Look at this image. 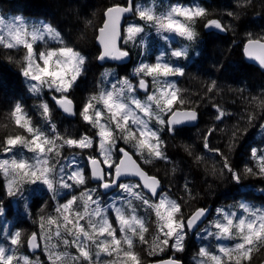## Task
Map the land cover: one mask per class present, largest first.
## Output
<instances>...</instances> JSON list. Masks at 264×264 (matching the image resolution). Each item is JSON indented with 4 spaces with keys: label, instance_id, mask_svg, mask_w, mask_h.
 Here are the masks:
<instances>
[{
    "label": "snow or ice",
    "instance_id": "6c2138e0",
    "mask_svg": "<svg viewBox=\"0 0 264 264\" xmlns=\"http://www.w3.org/2000/svg\"><path fill=\"white\" fill-rule=\"evenodd\" d=\"M128 13L138 16L142 23L130 24L124 30L127 33L125 42L133 41L145 31V27H154L158 33H175L188 41L197 37L194 25L200 21H204V27L208 29L228 30L221 20L209 18L208 9L199 5L187 7L177 4L167 12L157 14L151 7L125 0L123 5L116 3L106 9L107 21L100 29L104 51L98 59L121 60L129 56L128 51L116 46L120 36L119 22ZM227 15L238 18L233 12ZM163 38L168 39L167 36ZM49 40L61 46L49 48ZM38 44L43 45V50L37 47ZM0 47L9 50L23 48V60L26 62L23 75L35 82L31 84L30 91L39 94L46 87L53 93L52 101L63 113L78 115L86 125V130L78 136L61 134L52 121V108L47 101L39 105L40 114L48 124L47 131L38 127L19 103L8 114L18 131L0 139V153H13L23 147L33 153L34 163L12 155L11 158L0 159V172L27 178L33 184L40 182L54 193L58 188L64 189L70 195L63 203H58L55 217H40L41 231L33 233L27 240L20 231L6 234L9 247L0 245V264H32L27 255L17 253L25 245L33 251L41 248L39 241L51 238L52 225H56V237L63 233L72 237L63 239L64 245L76 249L77 254L70 257L72 264H98L101 254L116 257L109 264H142L141 257L134 250L135 243L136 239L140 243H148L145 234L149 227L145 218L137 214L134 200L156 218L161 238L151 252H163L166 247L183 252L187 231L197 227L206 217L207 210L197 209L185 218L182 204L163 192L161 180L145 171L133 156L142 159L144 164H151L154 160L168 161L162 133L177 135L182 131V125L197 121L198 112L185 107L188 101L171 79L183 76L184 69L167 62L164 55L157 56L155 63L142 62L134 69V75L139 78L135 84L128 78L117 80L110 89L89 95L77 108L70 96L83 74L86 59L68 46L55 27L44 23L29 26L19 16L12 20L0 18ZM244 51L264 68V37L250 38ZM187 55L186 49L171 52V56L176 58ZM216 88V82L211 81L207 91L211 93ZM141 91L145 94L143 100L137 95ZM261 106L264 107V99ZM214 107L216 120H222L225 111L218 105ZM150 121L155 126H150ZM215 131V128L207 131L203 147L223 156L219 149L211 147L210 137ZM118 141L131 144L136 152L130 153L120 147ZM65 149L72 151L70 158L64 155ZM185 151L191 155L188 146H185ZM78 155L86 160V166L81 165ZM251 157L257 162L256 167H246L245 171L264 177V149H252ZM223 168L233 172L226 157ZM126 176L138 177L139 180L137 183L122 182L121 178ZM233 178L238 181L239 175L233 172ZM90 180L98 181V188L118 189L126 196L114 197L111 203H104L98 197V188L88 187ZM14 182L9 181V195H15L11 190ZM184 187L186 192H190L187 184ZM77 190L79 195L75 194ZM239 207L240 213L217 209L220 218L212 224L215 231L205 230L209 237L238 242L234 247L219 246L217 252L201 248L199 256L203 259L197 264H225V258L230 264H251L253 253L264 248V210L253 209L247 204ZM55 247L47 243L43 245L50 264H59L69 256L68 252L54 251ZM162 264L181 262L172 257Z\"/></svg>",
    "mask_w": 264,
    "mask_h": 264
},
{
    "label": "trees",
    "instance_id": "16d2710c",
    "mask_svg": "<svg viewBox=\"0 0 264 264\" xmlns=\"http://www.w3.org/2000/svg\"><path fill=\"white\" fill-rule=\"evenodd\" d=\"M10 2L14 8H23L26 12L50 20L63 34L68 46L86 55L87 78L96 80L99 69L96 26L101 23L107 4L125 2L122 0H10ZM216 2V5L208 9L210 16H221L229 32L227 35H212L208 38L206 49L203 50L204 57L200 61L195 60L180 80L181 94L188 101L185 106L189 104L200 112V123L196 127L182 129L177 135L166 137L170 141L167 150L171 161L165 165H157L154 169L155 174L164 177L165 185L170 186L171 190L174 189L171 193L183 201L187 212L195 206L204 207L206 204H215L235 197V187L238 190L243 184L254 186V189L243 191V196L253 197L254 201L262 197L264 190V177L251 175L245 171L246 167H256L257 162L252 159L251 150L264 149V107L261 106V100L264 99V71L250 64L243 54L247 40L264 37V0L246 2L216 0ZM0 7L3 8L1 1ZM228 12H233L238 18L229 17ZM234 40L237 49L233 47ZM172 51H169V56ZM155 52L156 50H153L152 55ZM23 56V48L9 50L0 47V139L18 131L8 116L15 104L19 103L24 109L25 107L31 109L29 91L25 86L22 71L26 63ZM171 59L173 63L184 62L172 56ZM128 72L129 70L125 76H129ZM84 80L81 78L77 83L80 84L77 90L71 93L78 101L79 107L86 100ZM211 81L216 82L217 88L210 93L207 87ZM96 84L97 82L95 86ZM221 100L226 115L218 121L215 118L217 112L211 114V108L216 109L214 106ZM54 113L55 110H52V114ZM54 119L58 126L61 125L64 134L70 131L69 122L57 117ZM83 125L84 123L79 121V126ZM211 128L216 129L214 135L210 137L211 147L219 149L223 156L203 147L204 136ZM185 146L189 147L191 155L185 151ZM197 157L201 159L198 160ZM225 157L233 172L240 175L241 184L238 186L234 185L231 172L223 168ZM173 168L176 170L173 171ZM185 184L189 186L190 192L185 191ZM5 188L4 176L0 172V199L5 204H10ZM25 189L26 192L33 191L29 186ZM228 190H232L233 193L230 194ZM41 199L44 198L31 201L30 215L33 222L26 223L29 228H24L25 232L30 229L38 230L41 216H52L50 213L44 215L39 209L41 204H49L47 201L42 203ZM147 236L148 243H142V248L135 250L141 257L142 264L160 257V251L151 252V241L154 237L151 233ZM177 254L178 257L182 256L184 264H197L192 261V257L198 255L193 244ZM253 254L251 263L255 264L264 258V248Z\"/></svg>",
    "mask_w": 264,
    "mask_h": 264
},
{
    "label": "flooded vegetation",
    "instance_id": "af4514ba",
    "mask_svg": "<svg viewBox=\"0 0 264 264\" xmlns=\"http://www.w3.org/2000/svg\"><path fill=\"white\" fill-rule=\"evenodd\" d=\"M138 2V0H135V4ZM135 19L134 18H132V19H130V20H128V22H132V21H134ZM203 24V23H202ZM202 26H204V24L202 25ZM206 30L204 29H202V30H199L198 31V38L196 39V40H192L191 42H186L185 44H187V45H189L188 46V48H189V51H196V49H199L198 51H199V54H200V52L202 51V50H204V49H206V41H207V39L208 38H210L211 36H212V34L213 33H215V35H217V36H219V34H221V35H226V34H222V32H224V31H209L208 32V35H206ZM125 34V33H124ZM123 34V35H124ZM126 36H127V33L124 35V38H123V43L121 44V48L123 49V50H126V51H128V52H130L132 55H133V58L136 56V50H137V48H138V38L136 37L133 41H127V42H125V39H126ZM183 38V37H182ZM234 44H233V47H234V49H237V43L235 42V40H234V42H233ZM98 52H99V48H98V50H97V54H98ZM199 54L197 55V56H199ZM115 63V65L117 66V68H118V71L120 72V71H123L124 69H126V68H124V66L125 65H120V64H118V63H116V62H114ZM134 65V62H132V63H130L129 64V69L132 67ZM120 67V68H119ZM124 68V69H123ZM100 72V70H98V72H97V74ZM138 79V77L136 76L135 77V75L133 74L131 77H130V80H134V81H136ZM90 80L91 79H89V78H87L86 77V80H85V82H86V86H88V88H90L91 86H89V84H90ZM177 88H179V84H177ZM72 98H73V100H74V102H75V105H76V107L77 108H79V104H78V101L74 98V96L72 95ZM85 101V100H84ZM83 101V102H84ZM222 102V100L221 101H219L218 103H221ZM188 106H191V105H189L188 104ZM214 112V110L211 108V114ZM80 119V117L77 115V116H74L73 118H70L68 121H69V123H70V132H71V135L72 136H78V135H80L81 133H83L85 130H86V125L84 124L83 126H79V121H81V122H83L81 119ZM84 123V122H83ZM133 128H135L134 127V125L132 126ZM181 128L182 129H186V128H189L188 126H185V125H183V126H181ZM162 136H163V139H164V141H165V150H166V152H167V155H168V157H169V160L168 161H158V160H154L151 164H144L143 163V160L142 159H140L139 157H137L136 155H134V157L136 158V160L141 164V166L150 174V175H153V176H156V177H158L161 181H163L164 180V177H161V176H159V175H157V174H155V168H156V166L157 165H165L166 163H169L170 161H171V156H170V154L168 153V150H167V148H168V144L170 143V141L168 140V139H166V137H168V136H170V134L169 133H167V132H163L162 133ZM171 140V139H170ZM118 143H119V145H120V147H124V148H126L129 152H131V153H135L136 152V149L134 148V147H132V145L131 144H125L123 141H118ZM205 149V148H204ZM69 152H70V157L73 155V153H72V151L71 150H69ZM69 157V158H70ZM219 158V157H218ZM77 159H79L80 160V163H81V165H85L86 166V160L82 157V156H77ZM159 163H161V164H159ZM237 174L239 175V173L237 172ZM189 176V175H188ZM231 177H232V181H233V183H234V185H237L238 184V181L236 180V179H234L233 178V173L231 172ZM239 177H240V175H239ZM162 185H163V192H165V193H167V194H169L170 195V197L171 196H173V194H171V192L169 191V190H171V187L170 186H168V187H165V183L164 182H162ZM88 187H90V188H98V184H95L94 183V181L93 180H90L89 181V183H88ZM100 189L101 188H98V192L100 193ZM172 190H174L173 188H172ZM36 194H38L39 195V193H36ZM175 196V195H174ZM105 198H107V197H105ZM175 200H177L178 202H180L181 204H182V206H183V213H184V216H185V218H187V217H190L192 214H193V212L194 211H196L197 209H200V208H202L201 206H195V207H193V209L191 210V211H189V212H187L185 209H184V204H183V201L179 198V197H177V196H175ZM55 206H57L58 205V203H55V202H52ZM59 203H62L61 201L59 202ZM4 206H5V202L3 201V200H1L0 199V210H3L4 209ZM42 206H44L43 204H41L40 205V207H42ZM6 213H8V216L9 217H12V216H15V211H14V209L12 208V210L9 212L8 210H6ZM19 216H17L16 217V219L13 221V225H12V229H14L15 227H18V228H23L20 224H19ZM206 227L205 226H203V227H201V228H199L198 230H197V232L196 233H192L190 230H188L187 231V236H186V239H185V242H184V244H185V247H184V249L186 248V247H188L192 242H193V247H194V249H199V246H200V244H202V243H205V234H206ZM158 231V230H157ZM39 231H37V230H35V229H30L28 232H25V235L23 236V238L25 239V240H27V238L29 237V235L31 236L33 233H38ZM159 236H160V234L159 233H157L156 235H154V238L157 240L158 238H159ZM61 239V238H60ZM204 240V241H203ZM42 243H43V241H42ZM58 246L56 247L57 249H58V251L57 252H59V249L61 248V245H62V241L61 240H58ZM156 244H158V243H152V248L153 247H155V245ZM151 248V249H152ZM27 249H28V247H27ZM164 252H166L165 254H164ZM164 252H159V256L160 255H162V256H165V258H167V257H171V256H173V255H176L177 254V252H175V250L174 249H172V248H170V247H166L165 248V250H164ZM40 255L41 256H43L44 258H46V252L45 251H43V244H42V251L40 252ZM178 255V254H177ZM176 255V256H177ZM177 258H179V259H182V256H180V257H177ZM149 261H151V260H147L146 262H145V264H147ZM190 261H191V259H190ZM59 264H63V260L61 261V262H59Z\"/></svg>",
    "mask_w": 264,
    "mask_h": 264
},
{
    "label": "rangeland",
    "instance_id": "374dc122",
    "mask_svg": "<svg viewBox=\"0 0 264 264\" xmlns=\"http://www.w3.org/2000/svg\"><path fill=\"white\" fill-rule=\"evenodd\" d=\"M0 1L3 2V5L6 8L4 10L3 8L0 7V18H5L6 20H12L14 17L19 16V17H23L24 20L27 19L25 21L28 23L29 26H32V25H40L42 23L47 24L46 20L43 17H38L36 15H33L32 13L26 12V11L23 10V8H18V7H15L14 8V7H12L11 6L12 3L10 2V0H0ZM136 4L140 5V2L138 1ZM207 4H208V6L210 8V7L214 6V5H216L217 2L215 0H209L207 2ZM196 5H199V4L197 3ZM15 11H20V12H15ZM220 13H222V12H220ZM97 26H96V28H97ZM54 43H56V42L49 41L48 42V47L49 48H56L58 46H61V45H54ZM37 47H39L41 50H43V45L42 44H38ZM159 48H161V46ZM150 63H155V61H151ZM26 83L30 87L31 84L32 83H35V82L29 80L28 78H26ZM45 89H47V88L45 87ZM33 94L35 96H37V94H35V93H33ZM137 95L139 96L140 99H142V100L144 99L145 94H139V93H137ZM31 118H32L33 122L38 127H40V128L42 127V129H44L45 131L48 130V126L45 124V122L42 123V121H40V120L39 121H36V120L34 121V118L33 117H31ZM57 129H58V127H57ZM58 131H59V129H58ZM6 155H7V158H11L12 155H15L17 159H20V158L27 159V160H29L30 163L33 160L32 159L33 153L29 152L26 148H23V147H19V148L15 149L13 153H7ZM4 177L6 178L8 184H9V181L10 180H14L15 181L14 184H13V186H12L13 192H15V193L17 192V193H20L21 194L25 190L24 185H23V182L25 180H27V178L21 179V177L18 176V175H5V174H4ZM77 192H79V191H77ZM169 197H170V195H169ZM21 201H22V203H21V213L22 214L19 213V218H24L26 216V213L29 214L31 208H30V206H28V201L26 199H22ZM133 205H134V201H133ZM24 206H25V208H24ZM257 208L258 209H261V210H264V206L261 207V204H259L257 206ZM144 209H145V207L143 208V210ZM143 210L138 215H141L142 212H143ZM219 218H220V216L218 214V219ZM154 219L156 220L155 216H154ZM19 222L22 223V221L20 219H19ZM213 222H211V225L213 224ZM154 224H155V222L152 220V223L149 224V226H148L149 227V232L148 233H151V232L152 233H155L156 230H158L156 226L154 227ZM5 227H6V224L4 223V221L3 220H0V237H4V230L3 229ZM25 228L28 229L29 228V225H25ZM210 230L211 231H215V229L213 227ZM148 233H146L145 235L147 236ZM65 237H66L65 239H69V240L72 239V237L69 236L68 234L65 235ZM160 238H158L154 243H159V239ZM138 241L139 240L136 239V242H138ZM46 242L49 243V244H52V243L55 242V239L51 236V238L48 239ZM208 242H210V239H208ZM136 245L137 244H135V246ZM216 245H218V243H211L208 246V248L210 249V251H212L213 249H215ZM3 246L6 247V248L9 247V240L8 239L5 241V243H3ZM232 247H234V246H232ZM25 248H27V247L24 246L20 250V253H17V255H20L21 253L23 255H26V251H25L26 249ZM138 249H141V248L140 247H136L134 250H138ZM93 251H95V248H93ZM59 252H68L69 253V256H68L69 259H70L71 256L77 254L75 247H68V246L64 245L63 242H62L61 248L59 249ZM115 259H116L115 256L109 257V256H106L104 254H101V256L99 258V261H98V264H109L110 261L115 260ZM31 262H32V264H34V261H31Z\"/></svg>",
    "mask_w": 264,
    "mask_h": 264
},
{
    "label": "water",
    "instance_id": "95a60500",
    "mask_svg": "<svg viewBox=\"0 0 264 264\" xmlns=\"http://www.w3.org/2000/svg\"><path fill=\"white\" fill-rule=\"evenodd\" d=\"M128 14H130V13H128ZM128 14H127V15H128ZM106 21H107V20H106ZM123 22H124V17L121 18V20H120V22H119V25H118V31L120 32V36H119V38H118L117 41H116V46H117L118 48H119V39H120V37H121V26H122ZM98 42H99V43L101 44V46H102V53H103V51H104V45L101 43V35H99V37H98ZM247 42H248V41H247ZM247 42L245 43V46L247 45ZM244 49H245V47H244ZM244 53H245V51H244ZM245 56H246V58L248 59V61H249L250 63H252V64H254V65L260 67L262 70H264V68H262V67L259 65V62H258L257 60L250 58L248 55H246V53H245ZM130 59H131V55L129 54L128 57H126V58H124V59H121V60H118V61L121 62V63H124V62H128V61H130ZM111 60H115V59L106 58V59L101 60V61H102V62H105V61H111ZM198 123H199V117H198L197 121H195V122H191V123H187V125L194 126V125H197ZM133 159H134V158H133ZM126 177H127V176H126ZM122 178H125V177H122ZM109 190H111V189H109ZM203 219H204V218H203ZM203 219H202V221L199 222L198 224L202 223V222H203ZM197 226H198V225H197ZM196 228H197V227H194V228L191 229V230L194 231V230H196ZM170 258H172V257L164 258V259H160V260H158V261H151V262H149L148 264H162L163 261H166V260H168V259H170ZM175 258H176V257H175ZM176 259H177V258H176ZM178 260L181 262V264H184V262H183L182 260H180V259H178ZM259 264H264V261H262V262L259 263Z\"/></svg>",
    "mask_w": 264,
    "mask_h": 264
},
{
    "label": "bare ground",
    "instance_id": "6f19581e",
    "mask_svg": "<svg viewBox=\"0 0 264 264\" xmlns=\"http://www.w3.org/2000/svg\"><path fill=\"white\" fill-rule=\"evenodd\" d=\"M134 3H135V0H134ZM244 54V53H243ZM245 56V55H244ZM194 66V65H193Z\"/></svg>",
    "mask_w": 264,
    "mask_h": 264
},
{
    "label": "clouds",
    "instance_id": "9594fccd",
    "mask_svg": "<svg viewBox=\"0 0 264 264\" xmlns=\"http://www.w3.org/2000/svg\"><path fill=\"white\" fill-rule=\"evenodd\" d=\"M86 59V58H85Z\"/></svg>",
    "mask_w": 264,
    "mask_h": 264
}]
</instances>
